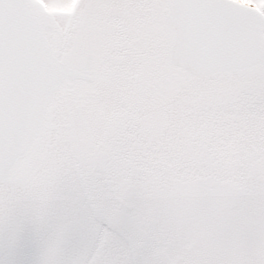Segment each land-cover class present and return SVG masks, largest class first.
Wrapping results in <instances>:
<instances>
[{"label":"snow or ice","instance_id":"1","mask_svg":"<svg viewBox=\"0 0 264 264\" xmlns=\"http://www.w3.org/2000/svg\"><path fill=\"white\" fill-rule=\"evenodd\" d=\"M0 264H264V0H0Z\"/></svg>","mask_w":264,"mask_h":264}]
</instances>
